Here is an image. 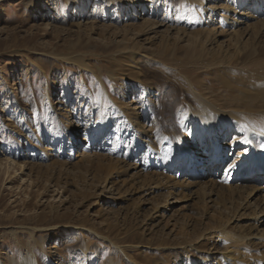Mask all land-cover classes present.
Here are the masks:
<instances>
[{"label": "rangeland", "instance_id": "obj_1", "mask_svg": "<svg viewBox=\"0 0 264 264\" xmlns=\"http://www.w3.org/2000/svg\"><path fill=\"white\" fill-rule=\"evenodd\" d=\"M145 1V15L111 20L132 1L0 0V264H176L189 246L201 263L221 251L209 240L218 226L242 231L260 207L243 211L207 179L170 188L132 156L138 125L192 147L180 123L190 94L224 95L219 74L200 69L212 57L200 50L224 39L199 31V0ZM74 131L99 134L73 155L43 150Z\"/></svg>", "mask_w": 264, "mask_h": 264}, {"label": "bare ground", "instance_id": "obj_2", "mask_svg": "<svg viewBox=\"0 0 264 264\" xmlns=\"http://www.w3.org/2000/svg\"><path fill=\"white\" fill-rule=\"evenodd\" d=\"M131 1L132 7L121 16L114 12L111 20L145 15L151 10L149 6L144 7L145 0ZM197 2L205 14L203 20L207 25L206 29L199 31L210 36L212 41L213 38L224 39L220 44L214 42L211 49L200 50V60L212 55L200 69L216 71L220 75L217 74L219 78L217 81L215 77V82L224 95L216 94L207 98L199 92L190 94L193 106H188L180 113V123L190 128L192 140L189 141L192 147L172 133L157 137L152 127L146 130L138 125V128L130 127L131 139L136 145L132 156L137 150L139 160L143 158L151 166L154 162L155 169H160L162 175L158 179H165L170 188L192 189L201 182L199 180L207 179L204 185L227 194L229 202L239 203L243 211L251 205L250 201H258L260 205L248 212L249 225L242 231L227 230L222 225L215 229L209 240L221 247L216 256L202 258L201 263H198L188 253L192 251L189 246L183 248L181 255L178 254L182 260L178 259L176 264H264V227L260 228L264 225V0ZM138 7L142 10L138 11ZM42 11L39 10L40 13ZM92 14L93 8L85 13L86 20ZM223 44L231 47V53L222 50ZM14 85L11 84L10 90L15 88ZM192 90L189 85V92ZM126 96H130L128 91H125ZM143 116L138 115L139 118L148 119ZM98 134L93 132L86 138L85 134L82 136L80 132L74 131L65 146L60 143L52 146L49 143L43 150L73 155L82 142L89 140V145L93 144ZM155 142L152 148L151 144ZM226 163L228 165L223 169ZM166 173H174L181 180L170 181L163 177ZM67 238L68 234H64L54 244ZM150 245L148 243L142 248L151 251ZM25 264H30V260ZM108 264H112V261Z\"/></svg>", "mask_w": 264, "mask_h": 264}]
</instances>
